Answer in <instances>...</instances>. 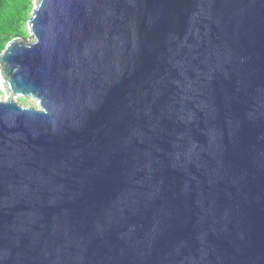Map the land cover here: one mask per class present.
<instances>
[{
    "label": "water",
    "instance_id": "1",
    "mask_svg": "<svg viewBox=\"0 0 264 264\" xmlns=\"http://www.w3.org/2000/svg\"><path fill=\"white\" fill-rule=\"evenodd\" d=\"M35 4L0 55V264H264V0Z\"/></svg>",
    "mask_w": 264,
    "mask_h": 264
},
{
    "label": "trees",
    "instance_id": "2",
    "mask_svg": "<svg viewBox=\"0 0 264 264\" xmlns=\"http://www.w3.org/2000/svg\"><path fill=\"white\" fill-rule=\"evenodd\" d=\"M28 3L29 0H0V36L18 34L19 22L22 19L23 26L28 12Z\"/></svg>",
    "mask_w": 264,
    "mask_h": 264
},
{
    "label": "rangeland",
    "instance_id": "3",
    "mask_svg": "<svg viewBox=\"0 0 264 264\" xmlns=\"http://www.w3.org/2000/svg\"><path fill=\"white\" fill-rule=\"evenodd\" d=\"M28 12L26 14V18L24 19V23L22 26V19L19 22V28L17 29V33L18 34H7V35H3L0 36V55L4 53V50L6 48V46L15 39H28L30 37V30H29V21L33 15V12L36 8V4H35V0H29L28 3ZM22 18H24V16H22ZM3 83H2V77L0 75V100H7V94L4 91L3 88ZM17 97V96H16ZM14 98L15 101H17V103L19 105L22 106H27V107H36L35 105V101L33 99H31L30 97H17Z\"/></svg>",
    "mask_w": 264,
    "mask_h": 264
},
{
    "label": "bare ground",
    "instance_id": "4",
    "mask_svg": "<svg viewBox=\"0 0 264 264\" xmlns=\"http://www.w3.org/2000/svg\"><path fill=\"white\" fill-rule=\"evenodd\" d=\"M2 83H5V80H4L3 78H2ZM3 88H4V87H3ZM13 97L15 98L16 96H13ZM17 97L20 98V96H17ZM17 97H16V98H17ZM14 98H13V99H14ZM30 98H31V97H30ZM31 99H32V98H31ZM33 100H34V99H33ZM16 102H17V101H16Z\"/></svg>",
    "mask_w": 264,
    "mask_h": 264
}]
</instances>
